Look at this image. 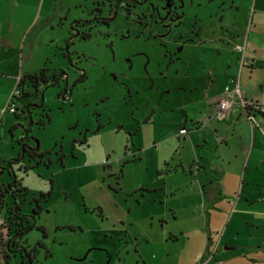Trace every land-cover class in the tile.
I'll list each match as a JSON object with an SVG mask.
<instances>
[{
    "label": "crops",
    "instance_id": "obj_1",
    "mask_svg": "<svg viewBox=\"0 0 264 264\" xmlns=\"http://www.w3.org/2000/svg\"><path fill=\"white\" fill-rule=\"evenodd\" d=\"M62 1L0 0V167L8 161L13 165L17 152L4 133L9 129L15 138L16 123H23L16 120L18 111L2 117L1 112L10 102L22 108L27 103V96L14 97V92L27 94L34 88L29 77L65 68L64 45L72 49L82 41L73 39L76 32L70 29L73 24L79 27L75 21L81 18L71 17ZM255 11L259 17L252 36L221 22L196 23L187 40L181 33L187 51L179 67L187 69L165 77L162 93L154 94L147 76L132 79L136 86L131 85V99L136 90L150 103L139 129L142 145L133 158H145L154 143L155 170L164 177L143 190H170L173 195L179 191V199L149 214L163 224L162 235L136 240L138 256L130 264H264V237L260 240L258 231L264 221V111L254 113L250 122L238 105L230 114L219 107L227 86L239 85L248 101L264 100V0H256ZM182 129L187 132L182 134ZM130 132V140L138 143L133 126ZM181 191H192L191 197L180 198ZM0 251L4 264L1 246ZM127 251L129 256V247Z\"/></svg>",
    "mask_w": 264,
    "mask_h": 264
},
{
    "label": "rangeland",
    "instance_id": "obj_2",
    "mask_svg": "<svg viewBox=\"0 0 264 264\" xmlns=\"http://www.w3.org/2000/svg\"><path fill=\"white\" fill-rule=\"evenodd\" d=\"M75 1L80 7L73 0L62 1L71 17L78 14L79 18L87 20L98 6L105 10L104 15L109 14L108 0ZM235 1L239 3L237 6L233 5ZM255 2L145 0L141 6L132 7V11L119 8L114 28L123 34L131 28L133 38L128 39L130 44L118 43L119 51L115 54L113 50L111 53L104 50L105 41L100 35L89 42L76 41L72 50L78 48L77 52L87 57L79 64L86 72V79L75 88L71 104L57 96L59 87L46 91L44 104L36 95L27 97L25 107L32 106L34 122L31 124L30 118H26L22 107L16 120H21V124L32 131V138L25 144L35 148L37 139L40 141L42 156L33 159L26 154L24 159L13 164L14 172L25 188L22 211L32 213L34 198L43 192L51 193L49 199L42 202L43 209L37 215L36 226L33 224L25 236L30 246L38 248L34 264H125L119 258H125L127 264L136 263L138 254L134 243L147 234L162 235L163 224L151 219L149 214L163 210L165 203L173 204V200L179 199L176 197L179 191L173 195L170 190H143L145 186L161 182L164 177L155 170L154 143V147H148L145 158L141 153L140 158H133V152L139 151L142 145L144 135L139 129L143 127L142 120L147 116L150 103L136 90L134 99H131V85L136 86L132 79L147 76L154 94L162 93L165 77L187 69L186 66L179 67L180 58L187 51L180 42L181 33L187 40L196 23L209 25L222 21L239 27V33L245 37L249 33L252 36L259 17ZM136 25L147 26L140 37H136ZM67 47L64 45L63 53L67 52ZM63 63L70 74V82L76 81L80 73L69 68L67 60L63 59ZM131 63L134 65L132 71ZM132 126L135 130L133 136L138 138L136 144L126 134L130 135ZM82 132L87 134V140L74 148V140ZM23 137L25 132L20 128L15 138L9 129L4 133L5 141L17 147L15 160L20 158L22 146L19 138ZM162 147L161 152L168 154L169 150ZM9 168V161L0 167V186L3 183V187H8L12 182ZM164 175H168L166 170ZM180 193V198H188L192 191ZM14 207L11 195H0L3 217L9 220ZM259 223L262 240L264 221ZM127 247L130 248L129 256L126 255ZM9 256V264H23L22 254L9 252ZM0 264H3L1 251Z\"/></svg>",
    "mask_w": 264,
    "mask_h": 264
},
{
    "label": "flooded vegetation",
    "instance_id": "obj_3",
    "mask_svg": "<svg viewBox=\"0 0 264 264\" xmlns=\"http://www.w3.org/2000/svg\"><path fill=\"white\" fill-rule=\"evenodd\" d=\"M110 2V10L108 16L104 15L105 10L101 8V6H98L94 10H92L91 14L92 17L88 18L85 23H80L79 28L81 30L82 35L80 36L82 39H86L85 42L91 41L96 36H101L104 39V48L109 50L110 53L112 50L115 52L119 51L118 49V43L121 45H129L130 41L128 39L133 38L132 30L131 28L126 29V34L119 33V30L114 28L115 19L118 16L119 8H126L128 11H132V7L141 6L145 2V0H108ZM221 23H223L221 21ZM138 28V33L136 34V37H140L144 31V28H147V26L143 27L141 26H135ZM181 26H179L180 28ZM74 34V33H72ZM69 49V55H70V61H68V66L72 70H74L71 66V64L78 65L81 61L86 60L87 57L84 53H76L74 50L68 46ZM76 57H74V55ZM66 56V53L64 54ZM75 60V61H74ZM62 70H56L54 73H52L49 76L45 77H39V80H35L34 88L27 93L28 96L36 95L38 98H42L43 104L45 102V94L46 91L49 88L52 87H59L60 90L57 93V96L62 98L65 102H68L71 104L72 96L74 93L75 88L79 85V83H84L86 79V72L83 70L78 71L80 73L79 78L74 81L70 82V74L66 68H60ZM117 78V75H116ZM68 81V82H67ZM42 92V93H41ZM25 93L22 94L24 96ZM27 96V97H28ZM32 106H30V110H24V114L26 115V118H29V114H32ZM30 130L27 127V131ZM31 131V130H30ZM32 132V131H31ZM30 133H25V137L30 136ZM83 138V140H82ZM82 140V141H81ZM87 140V134L84 135L83 132L80 133V137H76L73 143V147L75 148V145L81 143H85ZM128 147H126L127 150ZM34 151V150H33ZM32 150H26V154H30L33 159L36 158V156L41 155L40 151L37 153H34ZM24 157V158H25ZM23 158V159H24ZM21 159V157H20ZM22 160V159H21ZM13 164L15 162H12ZM52 163V161H51ZM28 170V167H25ZM18 179V177H17ZM19 180V179H18ZM20 181V180H19ZM21 183V182H20ZM25 189L22 186H18L15 183V179L13 178L12 182L8 185V187L0 186V195L6 197L7 195H11L14 198L15 201V207L12 208L10 212V219L11 225L9 228H6V233L3 235L4 238V248L9 253H15V254H22L23 258V264H34L35 260L37 259V247H32L28 244L27 241H25V236L28 233V230L33 226V224H36V218L37 215L41 214L43 205V200L47 201V198H41L36 197L34 198L35 206L33 208L32 213H27L22 211V207L25 204V196L24 193ZM49 194H51L49 192ZM36 226V225H35ZM42 246L43 244L40 243Z\"/></svg>",
    "mask_w": 264,
    "mask_h": 264
},
{
    "label": "built area",
    "instance_id": "obj_4",
    "mask_svg": "<svg viewBox=\"0 0 264 264\" xmlns=\"http://www.w3.org/2000/svg\"><path fill=\"white\" fill-rule=\"evenodd\" d=\"M240 51H242V48H240ZM20 94L21 90L16 89V91L14 92V97ZM236 105L244 110V112L247 114V119L250 122H252L255 118L254 113H262L264 111V100L258 102L248 101L242 96L239 85L235 86L234 88L227 86L225 89L224 98L219 102V107L223 113L230 114L235 109ZM16 108V102H10L8 107L1 112V117L6 112L16 113ZM186 132V129L181 130L182 134H185ZM5 223L6 222L0 215V231H3Z\"/></svg>",
    "mask_w": 264,
    "mask_h": 264
},
{
    "label": "water",
    "instance_id": "obj_5",
    "mask_svg": "<svg viewBox=\"0 0 264 264\" xmlns=\"http://www.w3.org/2000/svg\"><path fill=\"white\" fill-rule=\"evenodd\" d=\"M77 24H79V23H85L86 24V20H83V19H80V20H76L75 21ZM71 30L73 31H75L76 32V34L74 35V37H73V39L74 38H79L81 35H82V33H81V30L79 29V27H75L74 26V24L72 25V27H71ZM82 40H86V39H82ZM66 54H67V57H68V61H70V55H69V49L67 48V52H66ZM72 66V68L75 70V71H82L83 72V69H81L78 65H75V64H71ZM68 82V81H67ZM27 110H30V106H28V107H26V111ZM29 118H30V121H31V124L34 122V119H33V116H32V114L30 113L29 114ZM17 126L20 128V129H23L24 130V132L25 133H30L31 131L30 130H28L27 131V127L24 125V124H17ZM30 138H32V137H30V136H27V137H23V138H19V143H20V145L22 146V152H21V159H23L24 157H25V152H26V150H38L39 149V140L37 139V146L35 147V148H32L30 145H28L27 143L25 144V142L26 141H28ZM21 159H18V160H15V162H20V160ZM9 166H10V174H11V176L14 178V179H16L17 178V176H16V174H15V172H14V168H13V165H11V164H9ZM3 208V207H2Z\"/></svg>",
    "mask_w": 264,
    "mask_h": 264
},
{
    "label": "trees",
    "instance_id": "obj_6",
    "mask_svg": "<svg viewBox=\"0 0 264 264\" xmlns=\"http://www.w3.org/2000/svg\"><path fill=\"white\" fill-rule=\"evenodd\" d=\"M59 70H62V69H58V71ZM45 73L44 72H42V73H39L38 75H35V76H31V77H29V82H30V84L31 85H34L35 84V80H39V77L41 76V77H45V75H44ZM42 93V92H41ZM23 94V91H21V95ZM25 96H28V94H25ZM17 110H16V113H17V111L19 110V109H21V106H19V105H17V108H16ZM22 110L24 111V110H26V107H23L22 108ZM39 151V149L38 150H34L33 152L34 153H37ZM15 183L18 185V186H21V183H20V181L16 178L15 179ZM24 191H25V189H23ZM50 196V194L49 193H41V195H40V197L41 198H47V197H49ZM11 225V220H7V222L5 223V226H4V229L5 228H9V226ZM42 230H43V232L45 233V229L43 228V227H40ZM3 229V230H4ZM3 233H2V231H0V246H1V248H2V253H3V257H4V264H9V258H10V256H9V253L5 250V248H4V244H5V242H4V238H3V235H2Z\"/></svg>",
    "mask_w": 264,
    "mask_h": 264
}]
</instances>
